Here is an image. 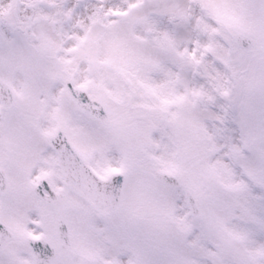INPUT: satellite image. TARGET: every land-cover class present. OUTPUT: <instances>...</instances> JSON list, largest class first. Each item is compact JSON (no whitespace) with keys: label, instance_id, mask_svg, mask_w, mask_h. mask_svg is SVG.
I'll return each mask as SVG.
<instances>
[{"label":"snow or ice","instance_id":"snow-or-ice-1","mask_svg":"<svg viewBox=\"0 0 264 264\" xmlns=\"http://www.w3.org/2000/svg\"><path fill=\"white\" fill-rule=\"evenodd\" d=\"M0 264H264V0H0Z\"/></svg>","mask_w":264,"mask_h":264}]
</instances>
